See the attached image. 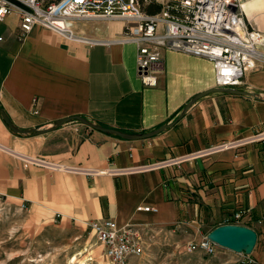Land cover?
<instances>
[{"label":"crops","instance_id":"1","mask_svg":"<svg viewBox=\"0 0 264 264\" xmlns=\"http://www.w3.org/2000/svg\"><path fill=\"white\" fill-rule=\"evenodd\" d=\"M143 2V1H142ZM161 2L147 6L156 13ZM247 22L264 33V0L247 2ZM80 41L36 26L20 38V17L0 22V105L21 129H47L82 116L108 128L144 134L127 141L71 122L39 136H17L0 119V200L26 211L34 224L86 228L111 219L147 239L199 243L243 210L264 262V68L245 75L240 90L260 100L213 93V62L164 49L158 85L137 73V45L119 40L120 21H74ZM183 114V115H182ZM239 148L217 149L224 142ZM157 208L145 212L139 208Z\"/></svg>","mask_w":264,"mask_h":264},{"label":"built area","instance_id":"2","mask_svg":"<svg viewBox=\"0 0 264 264\" xmlns=\"http://www.w3.org/2000/svg\"><path fill=\"white\" fill-rule=\"evenodd\" d=\"M143 1L147 6L154 3ZM248 1L256 0H164L159 12L150 13L140 0H57L49 4L42 0H0V22L16 13L22 40L41 26L69 41H80L73 29L74 21H120L125 24V32L119 41L137 45V73L145 87L158 85L162 53L170 49L210 60L217 87L238 88L248 72L264 68V33L247 22L243 5ZM244 144L224 142L216 148H239ZM139 210L158 211L151 207ZM244 217L240 210L224 225H243ZM88 228L110 264H128L130 258L146 254V234L140 228L119 226L111 219L92 221ZM218 247L205 237L189 244L187 251L211 256ZM240 255L239 264H259L252 255Z\"/></svg>","mask_w":264,"mask_h":264},{"label":"rangeland","instance_id":"3","mask_svg":"<svg viewBox=\"0 0 264 264\" xmlns=\"http://www.w3.org/2000/svg\"><path fill=\"white\" fill-rule=\"evenodd\" d=\"M42 1L49 4L57 0ZM142 1L140 4L146 8ZM145 244L146 254L130 258L128 264H239L241 257L237 252L222 247H218L217 253L211 256L202 251L191 253L187 251L191 242L172 237L147 239ZM0 264L110 263L88 227H65L58 223L39 226L26 211L0 200Z\"/></svg>","mask_w":264,"mask_h":264},{"label":"water","instance_id":"4","mask_svg":"<svg viewBox=\"0 0 264 264\" xmlns=\"http://www.w3.org/2000/svg\"><path fill=\"white\" fill-rule=\"evenodd\" d=\"M213 93H226V94L239 95V96H249V97L260 100L257 94L245 92V91L240 90L239 88L216 87V88L207 90L201 94H198L194 98H192L190 102L185 106L183 114L185 115L186 112L197 101ZM0 119L3 121L6 127L13 134L17 136H24V137L44 135V134L53 132L55 130H58L59 128L71 122H77L92 130L99 131L107 135L116 136V137H119L127 141H138V140L149 139V138H152L164 132L170 127H172V125H164L158 128L157 130L149 132V133L131 134V133H126V132H123V131H120L114 128H108V127L102 126L101 124L92 122L82 116H71V117L56 121L51 128L21 129L13 123L10 116L2 108H0ZM207 238L211 240L212 242L218 244L220 247L237 252L238 254H245V255L252 254V251L258 240L256 232L253 229L246 227L244 225H221L217 227L216 229H214L207 236Z\"/></svg>","mask_w":264,"mask_h":264},{"label":"bare ground","instance_id":"5","mask_svg":"<svg viewBox=\"0 0 264 264\" xmlns=\"http://www.w3.org/2000/svg\"><path fill=\"white\" fill-rule=\"evenodd\" d=\"M248 4H249V3H244V5H243L244 9H245V6L248 5Z\"/></svg>","mask_w":264,"mask_h":264},{"label":"trees","instance_id":"6","mask_svg":"<svg viewBox=\"0 0 264 264\" xmlns=\"http://www.w3.org/2000/svg\"><path fill=\"white\" fill-rule=\"evenodd\" d=\"M0 108H2L3 109V107L0 105ZM4 110V109H3Z\"/></svg>","mask_w":264,"mask_h":264}]
</instances>
